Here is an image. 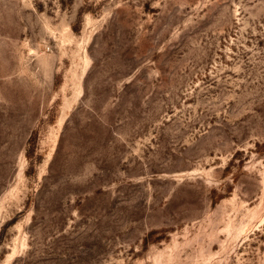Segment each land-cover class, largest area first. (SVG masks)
<instances>
[{"label": "rangeland", "instance_id": "374dc122", "mask_svg": "<svg viewBox=\"0 0 264 264\" xmlns=\"http://www.w3.org/2000/svg\"><path fill=\"white\" fill-rule=\"evenodd\" d=\"M0 264H264V0H0Z\"/></svg>", "mask_w": 264, "mask_h": 264}]
</instances>
